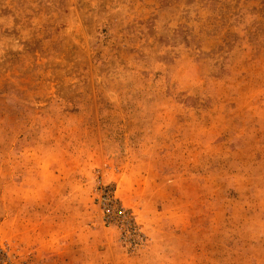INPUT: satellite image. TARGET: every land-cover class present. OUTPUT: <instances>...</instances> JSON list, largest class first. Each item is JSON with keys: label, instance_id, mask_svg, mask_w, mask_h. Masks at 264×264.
I'll return each mask as SVG.
<instances>
[{"label": "rangeland", "instance_id": "374dc122", "mask_svg": "<svg viewBox=\"0 0 264 264\" xmlns=\"http://www.w3.org/2000/svg\"><path fill=\"white\" fill-rule=\"evenodd\" d=\"M0 264H264V0H0Z\"/></svg>", "mask_w": 264, "mask_h": 264}]
</instances>
